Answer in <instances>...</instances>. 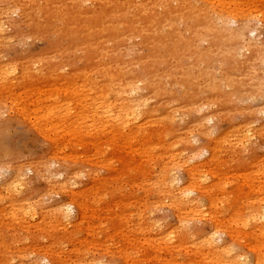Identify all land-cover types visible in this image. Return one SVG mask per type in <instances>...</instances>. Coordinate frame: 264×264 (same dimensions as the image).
Returning <instances> with one entry per match:
<instances>
[{
  "label": "rangeland",
  "instance_id": "374dc122",
  "mask_svg": "<svg viewBox=\"0 0 264 264\" xmlns=\"http://www.w3.org/2000/svg\"><path fill=\"white\" fill-rule=\"evenodd\" d=\"M32 1H5L13 13L3 19L8 31L0 41V69L13 72L0 75V264H232L238 255L257 264L264 257L255 222L264 211V23L252 22L238 36L231 22L232 38L190 39L175 54L148 51L152 45L141 47L139 39L104 54L92 0H76L90 18L70 26L45 21L33 9L35 3L62 8L64 0ZM20 6H28L26 19ZM239 8L264 14V6ZM55 66L75 81L53 84L47 69ZM32 69L35 76L24 83L21 72ZM104 71L124 76L128 99L132 87L140 100L146 97L130 133L95 117L98 109H120L117 87L106 102L98 87L91 90L99 81L108 86ZM45 112L57 113L39 120ZM173 115V123L165 119ZM71 170L76 183L65 189ZM173 181L194 190L198 202V213L180 206L187 234L168 195ZM64 206L73 209L69 218L55 212ZM32 207L35 214H27ZM173 231L178 238L166 245ZM203 233H216L220 249L202 247Z\"/></svg>",
  "mask_w": 264,
  "mask_h": 264
},
{
  "label": "bare ground",
  "instance_id": "6f19581e",
  "mask_svg": "<svg viewBox=\"0 0 264 264\" xmlns=\"http://www.w3.org/2000/svg\"><path fill=\"white\" fill-rule=\"evenodd\" d=\"M5 1L6 0H0V41L3 39V36H5L4 32L8 31L7 30L8 27H7V29H5L6 27L4 25V21H5V19H7L9 17V15H11L13 13V12L11 13L10 7L8 8L5 6L6 5ZM30 1H32V0H30ZM33 1H32V3H33ZM64 1H65V7L62 6V8L57 7L58 5H56V4L58 3V0H55L56 7L55 6L50 7L51 4H49V3H46L44 5H42V3H39V4L35 3V6L33 7V9L35 11L32 10L30 12L34 11V12H37L38 15L41 14L45 21L49 20V19H57V20L59 19L65 26H70L72 24H79V22L82 19L85 20L87 17H89L86 15V11L83 10V3L82 2L78 1L76 3V0H64ZM88 1H90V0H88ZM88 1H87V3H88ZM239 1L240 0H92V3H93L92 5H94L95 8L91 11L90 17L93 18L94 25H97V27L101 26V28H100L101 32H100V37H99V39H100L99 49L104 54H109V53H113V52L118 51L121 48V46L127 40H130V39H133V40L139 39L140 41H142L141 43H139V45H141V47H145V46H148L149 44H151L152 47H150L148 49V51H150L151 49H153L155 47H157V48L160 47L170 54H175V53H178L182 50L187 49L189 47L190 39H200L206 35L215 36L216 38L219 37L220 39L224 38V40L225 39L227 40V38H229V39L232 38L231 33L230 32L228 33V31H227V26L231 22H233V23H235V25H237V29L234 31L233 34L238 35V36L242 35L245 30L248 31L249 28L251 27L250 24H252V22H259V24L264 23V14H262L261 16L260 15H254L253 13L246 15V13L244 11L241 12V9L239 8L240 4H246L250 8H256L257 9L259 7L264 6V0H260L261 2L259 5H261V6L256 5L254 3L255 0H245L243 3L239 2ZM37 2H39V1L37 0ZM29 4H31V3H29ZM27 5H28V3H27ZM33 5H34V3H33ZM71 5H73L72 11L69 10V7ZM27 7H25V6L19 7V10H21V11L24 9L23 13H22L23 19H26V17L28 16L29 10ZM15 8H17V7H15ZM29 8L32 9V7H29ZM34 12H33V14H34ZM29 17H31V16H29ZM3 19H4V21H3ZM9 20L12 21L11 19H9ZM49 22H48V24H49ZM33 23H34V21H33ZM37 23H39V22L37 21ZM37 23H36V28L38 25ZM52 23H51V25H52ZM63 24H62V27H63ZM14 25H16V24H14ZM42 25H39V26H42ZM39 26H38V28H39ZM75 28H76V26H75ZM33 30H35V27ZM60 30H62V29H60ZM98 30H99V28H98ZM66 32L68 33L67 29H66ZM60 34H62V33H60ZM68 35L69 34H67V36ZM74 37H76V36L73 35V38H71V39H74ZM74 40L78 41L77 39H74ZM74 40L73 41L71 40V41L74 42ZM7 41L8 40H5V41H3V43L5 44V42L7 43ZM61 43H63V41ZM61 43H60V46H61L60 48L62 49ZM160 48H159V51H160ZM57 50H60V49L57 48ZM60 51H58V52H60ZM255 51H257V50H255ZM126 52H127V50H126ZM129 52L130 51H128V53ZM62 53H65V52L62 51ZM114 55H116V54H114ZM33 70L34 69L23 70L21 72V76H19V77L21 78V80L24 83L28 82V79L30 78L29 74L31 77L35 76ZM3 71L6 72L5 74H7V75L8 74L10 75L13 73L11 71H10L11 72L10 73L7 69L6 70L0 69V75H2ZM47 72H48V77L51 78V80H53V84H56V85L58 84L61 87H63V86L65 87V85L68 82L73 83L75 81V80H72L74 78V76H72V75H70L71 77H65V76L61 75L60 74L61 68L58 66H55L53 68H48ZM103 73H105V74H103L104 75L103 81H105V83L109 82L108 86L107 85L105 86L104 84L102 85L101 84L102 82L99 81V83L96 82V84H94L92 86L91 90L94 91L98 87L100 92L103 93L101 95V100L103 98V99H105L104 101L106 102V98H104L105 94H109L110 89L114 90V88L117 87L118 92L116 91V96L119 97L120 109L118 110L119 112L114 113L113 110L107 108V111L104 110V111H102V113H99L100 109L97 108L98 112L96 113L95 117H98V119H100L101 121L106 119V120H108V121H106L107 123H110V122L112 123V121L114 120L115 122L113 123V126L116 125V128H118L119 130H123L124 132L129 131V133H130V131H132L133 127L135 126V124H137L136 122H138L144 114L143 108L146 107V101L144 98H146V97H143V99L140 100L137 97V95H138L137 94V91H138L137 88L131 86L132 89L130 92L132 93L134 98L128 99L125 96V94L128 91L127 86H129V85L125 84L126 81H125L124 76L118 75V73H117L115 75H112L110 78V76H108V74L105 71ZM121 73L122 72H120V74ZM128 74L130 75V73H128ZM7 75H4L6 77V79H8ZM69 78L72 81L71 80L67 81ZM6 81L7 80H5L4 82H6ZM112 81H116V83H112ZM0 82H1V80H0ZM128 84H129V82H128ZM74 85H76V84H74ZM87 85L84 84L82 86L83 89H86ZM148 87L152 92H155L153 87H151L149 85H148ZM174 87H176V86H174ZM145 89H146V87H145ZM58 91H59V89H58ZM73 91H75V89ZM64 92H66V91H64ZM56 93H57V91H56ZM78 93H79V91H78ZM78 93H77V96L82 94L81 93L78 95ZM94 93H96V92H94ZM170 93H171L170 91L167 92L168 95ZM53 94H55V93H53ZM74 94H76V93H74ZM128 96H130V95H128ZM72 97H74V96H72ZM81 97H83V96L81 95ZM164 97L167 98L166 95H164ZM107 98H108V96H107ZM72 99H74V98H72ZM97 99H98V97H97ZM99 99H100V97H99ZM101 100H100V102H101ZM129 100H132V101H129ZM186 100H188V98ZM84 101H86V100H84ZM84 101H82V102H84ZM97 101H99V100H97ZM104 101H103V103H105ZM57 102H54V103H57ZM59 102H60V100H59ZM61 102H62V100H61ZM60 104H57V105H60ZM66 104H64L65 109H67L66 106L69 108V105H70V104L69 105H66ZM103 105H105V104H103ZM61 107L63 108V105ZM108 107H110V105ZM99 108H102V107L99 106ZM52 109H54V108H52ZM54 110H56V108ZM57 110H59V109H57ZM70 110H71V108H70ZM56 113L57 112H49V114H46V112H45L46 115H44V116L42 115L43 117L39 118V120L45 119L46 121H51L52 120L51 118L54 117L51 115H54ZM63 113L65 116H68V113H65V112H63ZM69 113H71V112H69ZM112 113H114V114H112ZM145 114H146V116H149V113L147 111L145 112ZM22 115H25V114H22ZM114 115H115V117H114ZM168 115H169V112H168ZM176 116H174V115L169 116V119L165 118V116H164V118L168 121H172L175 119ZM24 117H26V116H24ZM60 118H61V116H60ZM111 119H113V120H111ZM152 122H155V121L152 120ZM107 123H106V125H107ZM172 123H173V121H172ZM146 124H149V123L146 122ZM151 125H153V124H151ZM139 132L141 135V131H139ZM75 183H76L75 173L71 170L70 176L68 177L67 182L64 184V188L66 189L68 187H73V186H75ZM178 184L179 183L176 181L177 186H178ZM12 185L17 187L19 185V183L15 182ZM170 185L171 186L168 189L169 198L172 200V202L174 204L177 205L176 208L178 209V214H179L178 222L181 225V228L183 230L187 231L186 232V234H187L189 232V230H188L189 227L187 226L188 220L186 217H184V214H181V207L180 206L181 205L184 206V208L189 210L191 213H193V212L198 213L199 212V210H198L199 206H198L197 199L192 197L194 190H192L188 187L176 188L174 181L172 183H170ZM7 194H10V192L8 191ZM12 195L13 196L15 195V197H17L16 194H12ZM0 198H3V197H0ZM15 199L16 198H14L13 200H15ZM15 203L16 202H14L13 205L11 206V210L13 211V213L18 214L19 209H16ZM70 206L59 207L58 209H55V212L59 213L60 215L66 217V218H69L70 215L72 214V211H73V209H71ZM30 210L31 211H27L26 213L34 215L35 212L37 211L35 209V207H32ZM255 222L258 224V232L264 236V211L259 212L255 216ZM177 234L178 233L176 231L170 232V234H168L169 237L166 241L163 239H160V241L161 242L165 241L164 243L166 245H173L175 243L176 239L178 238ZM203 234H205V233H203ZM216 235H217L216 233L211 234V235L205 234L203 236L204 239L202 241V247H205L209 251L210 250L211 251L212 250H219L220 246H221V239H220V237H217ZM164 239H166V238H164ZM230 252L231 251L226 252V253L230 254ZM256 262H257V264H264V257L259 255L257 257ZM232 264H248V262L246 261L244 256L238 255L232 261Z\"/></svg>",
  "mask_w": 264,
  "mask_h": 264
}]
</instances>
